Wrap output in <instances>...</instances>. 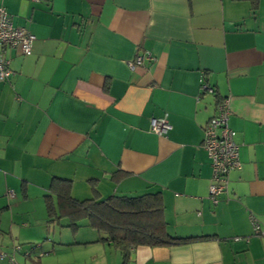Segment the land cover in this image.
<instances>
[{"label": "crops", "instance_id": "1", "mask_svg": "<svg viewBox=\"0 0 264 264\" xmlns=\"http://www.w3.org/2000/svg\"><path fill=\"white\" fill-rule=\"evenodd\" d=\"M0 4L35 37L28 56L3 51L0 253L16 264H264L251 225L264 229V0ZM224 99L241 168L213 204L203 128ZM159 118L170 126L162 136L150 131ZM53 178L79 201L159 194L167 234L195 239L123 255L82 220L36 250L42 227L27 221L46 222Z\"/></svg>", "mask_w": 264, "mask_h": 264}, {"label": "trees", "instance_id": "2", "mask_svg": "<svg viewBox=\"0 0 264 264\" xmlns=\"http://www.w3.org/2000/svg\"><path fill=\"white\" fill-rule=\"evenodd\" d=\"M44 200L47 226L55 224L75 230L80 221L86 220L89 228L105 235L101 241L120 248L123 255L130 247L178 245L195 239L167 234L159 194L79 201L70 194L69 180L53 178Z\"/></svg>", "mask_w": 264, "mask_h": 264}, {"label": "built area", "instance_id": "3", "mask_svg": "<svg viewBox=\"0 0 264 264\" xmlns=\"http://www.w3.org/2000/svg\"><path fill=\"white\" fill-rule=\"evenodd\" d=\"M40 1V0H31ZM35 37L24 29L15 28L5 9L0 4V81H4L10 75L9 59L5 58L3 51L6 48H17L23 55L31 53ZM152 60L151 55L146 53L144 57L137 56L129 67L133 69L141 64L142 60ZM201 92H211L205 84H201ZM229 102L224 99L215 110L214 116L203 128L202 147L207 153L212 168V184L209 188V198L213 204L217 203V197L227 190V175L234 170H240L241 163L238 157V146L234 140V132L228 127ZM170 126L165 118L152 119L150 131L158 136L166 134ZM253 231L258 237L264 239V229H260L258 223L251 220ZM20 246H13L12 253L18 252ZM8 259L9 264H16L13 255L0 253V260Z\"/></svg>", "mask_w": 264, "mask_h": 264}, {"label": "rangeland", "instance_id": "4", "mask_svg": "<svg viewBox=\"0 0 264 264\" xmlns=\"http://www.w3.org/2000/svg\"><path fill=\"white\" fill-rule=\"evenodd\" d=\"M35 219H40V221L38 222H32V221H27L30 225H33L36 223V225L38 224V226L42 227V235L38 238V242H36L35 246H37V249H39V246L43 244H51L50 241L56 242L57 239H67V238H71L70 235V230L68 228H62L59 227L57 225H52L49 228L46 227V222H45V216H36ZM42 219V220H41ZM84 221V220H83ZM83 221H80L79 224L81 225ZM85 222V221H84ZM63 223H65V221H63ZM80 231L82 230H86L84 227H80ZM41 230V229H40ZM39 231V230H38ZM23 246L28 247L29 244H24ZM30 247V246H29ZM47 256V255H45Z\"/></svg>", "mask_w": 264, "mask_h": 264}]
</instances>
